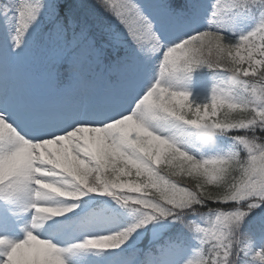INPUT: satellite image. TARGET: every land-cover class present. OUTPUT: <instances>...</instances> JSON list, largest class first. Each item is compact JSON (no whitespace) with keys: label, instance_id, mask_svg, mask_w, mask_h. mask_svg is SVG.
Wrapping results in <instances>:
<instances>
[{"label":"snow or ice","instance_id":"snow-or-ice-1","mask_svg":"<svg viewBox=\"0 0 264 264\" xmlns=\"http://www.w3.org/2000/svg\"><path fill=\"white\" fill-rule=\"evenodd\" d=\"M97 5L114 17L110 43L88 21L62 15L56 0H0V16L14 29L0 44V199H23V210L32 211L24 239L0 237L8 248L0 264H66L75 250H119L160 220L194 234L195 264H264V227L258 234L245 228L264 206V0H213L203 27L194 0L185 7L171 0ZM240 6L255 22L229 37L220 21ZM109 46L123 55L106 62ZM157 55L151 73L148 61ZM203 68L214 82L197 102L191 85ZM220 135L231 146L205 153ZM165 165L169 174L161 175ZM184 175L194 185L174 179ZM87 194L111 197L131 221L68 247L42 235L45 221L79 208L52 201ZM190 212L196 218L185 219ZM88 216L62 223L88 227ZM153 237L154 247L137 250L141 264H177L182 237Z\"/></svg>","mask_w":264,"mask_h":264},{"label":"rangeland","instance_id":"rangeland-1","mask_svg":"<svg viewBox=\"0 0 264 264\" xmlns=\"http://www.w3.org/2000/svg\"><path fill=\"white\" fill-rule=\"evenodd\" d=\"M254 22V18L243 19L239 22L235 29L236 36L249 31ZM153 72H155V68L153 69ZM228 77L231 76L228 75ZM213 82L212 75L206 81H203L194 88L193 95L197 102H202L204 100L208 95ZM25 206V203L20 202L19 200L0 204V237L5 238L10 242H17L25 238V229L31 226L32 220V211H24L23 208ZM77 262L78 264H96L94 261H89L88 259L78 260Z\"/></svg>","mask_w":264,"mask_h":264},{"label":"trees","instance_id":"trees-1","mask_svg":"<svg viewBox=\"0 0 264 264\" xmlns=\"http://www.w3.org/2000/svg\"><path fill=\"white\" fill-rule=\"evenodd\" d=\"M71 2L72 5L74 6H78L75 10L77 11L80 7L82 8H86V7H93L97 13H98V17L96 19V23L99 24L102 19H103V23H100L99 26H104L106 28H110L112 25V22L114 20V17H111L108 13H106L105 11H103L102 8H100L97 4H100L101 6H103L105 0H78V2H75V0H69ZM58 2H62L65 3L67 5H69L68 0H58ZM120 2V0H109V8L112 5H118ZM57 3V2H56ZM224 3H230V0H224ZM74 11V12H76ZM225 12H227L230 16H233L235 18H238L242 15H252L246 7L244 6H240V7H236V8H232L229 10H226ZM123 50V49H122ZM121 52V49L119 50ZM109 59L110 61H113L114 59V51L112 49H109ZM259 87V85H258ZM224 111V110H222ZM232 116H238L239 113L236 111H233L231 113ZM239 134H244L243 132L239 133ZM259 135V133H258ZM224 145L226 146V150L231 146V141L229 139L228 136H223L222 139ZM225 150V151H226ZM168 171H167V166H161V175H168ZM181 179V186H185V185H194L195 181L193 180L192 177H189L187 175H184L182 178L180 177H174V179ZM209 190L215 191L216 190V185L212 184V185H207ZM153 195H157L158 193H155V190L153 191ZM213 207H215V205H213ZM261 209V212L264 213V206H261L260 208H257L256 210ZM248 231V230H247ZM249 232V231H248Z\"/></svg>","mask_w":264,"mask_h":264}]
</instances>
